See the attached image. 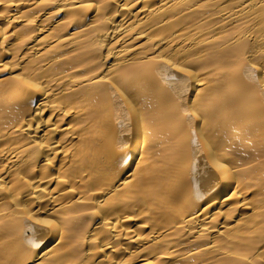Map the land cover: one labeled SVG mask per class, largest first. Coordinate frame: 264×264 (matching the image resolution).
<instances>
[{
  "label": "bare ground",
  "instance_id": "bare-ground-1",
  "mask_svg": "<svg viewBox=\"0 0 264 264\" xmlns=\"http://www.w3.org/2000/svg\"><path fill=\"white\" fill-rule=\"evenodd\" d=\"M0 264H264V0H0Z\"/></svg>",
  "mask_w": 264,
  "mask_h": 264
}]
</instances>
